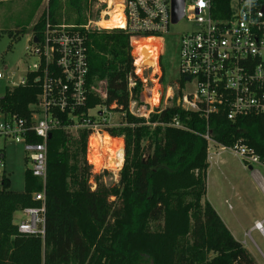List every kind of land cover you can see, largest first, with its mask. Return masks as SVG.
I'll return each mask as SVG.
<instances>
[{"label": "trees", "instance_id": "obj_1", "mask_svg": "<svg viewBox=\"0 0 264 264\" xmlns=\"http://www.w3.org/2000/svg\"><path fill=\"white\" fill-rule=\"evenodd\" d=\"M42 1L36 0L33 11ZM90 8L89 0H48L32 26V36L41 39L46 24L83 25ZM66 10L72 13L71 22L60 19ZM129 39L122 30L85 34L86 94L75 112L81 116L103 106L127 113L124 125L104 129L124 142L117 184L106 186L102 181L106 172H91L86 159L90 129L53 130L46 143L44 184L30 169L24 173L21 192L10 190L2 179L0 264H256L205 200L209 164L203 135L209 131L223 147L243 140L264 155V115L229 122L218 113L204 120L173 103L151 114L145 125L144 119L127 112L128 79L135 81L131 98L138 100L142 88L131 55L141 41L130 46ZM37 76L28 72L24 85L5 88L1 100L5 113L29 121L28 106L40 93ZM101 82L105 99L95 92ZM58 117L66 123V116ZM174 119L181 128L170 127ZM41 192L43 201L34 200ZM41 206L43 233H19L13 215Z\"/></svg>", "mask_w": 264, "mask_h": 264}, {"label": "built area", "instance_id": "obj_2", "mask_svg": "<svg viewBox=\"0 0 264 264\" xmlns=\"http://www.w3.org/2000/svg\"><path fill=\"white\" fill-rule=\"evenodd\" d=\"M174 2L89 0L91 18L86 15L83 25H45L41 39L32 42L30 49L37 63L26 72L38 73L36 80L40 82V93L28 106L29 121L5 113L1 106L5 92L0 96V137L22 144L33 177L41 179L44 184L47 136L53 130L63 128L74 133L79 128L90 129L88 150L91 136L105 134L106 127L117 126L120 123H116L126 117L124 111L117 112L120 117L117 122L108 117L98 121L89 115V110L81 116L75 114L85 100L87 61L84 37L90 31L122 30L130 35V46L141 40L154 42L156 72L153 67L135 65L133 58L134 75L142 85L138 100L131 98L130 91L135 87V81L128 79L130 98L127 112L135 118L146 121L151 113H158L173 103L184 111L199 114L204 120L218 113H222L229 122L264 115V0H181L182 17L178 22L185 20L192 30L180 38V79L164 89L159 61L165 49L162 36L174 25ZM149 70L151 79L147 80L143 74ZM25 75L17 83H10L8 88L24 85ZM2 78L0 74V80ZM148 82L154 84L152 89L147 88ZM99 85L98 94L105 99V85L103 82ZM159 86L161 89L157 90ZM153 90L155 93L151 92ZM148 92H151L149 96ZM58 115L66 116V123ZM169 125L181 128L175 119ZM32 137L39 138L40 142L34 143ZM203 138L207 142L208 159L212 154L228 150L240 159L244 167H256L251 179L264 196V179L258 171H264V155L257 154L243 140L223 147L211 138L209 131ZM4 174V157L0 150V176ZM43 199V192L34 195V200ZM22 213L28 220L17 224V231L27 235L42 234L44 207L24 209ZM262 223L255 222L252 229L264 236Z\"/></svg>", "mask_w": 264, "mask_h": 264}, {"label": "rangeland", "instance_id": "obj_3", "mask_svg": "<svg viewBox=\"0 0 264 264\" xmlns=\"http://www.w3.org/2000/svg\"><path fill=\"white\" fill-rule=\"evenodd\" d=\"M0 1H2L0 3V74L3 76L0 80L1 96L4 94L5 88L10 86V83H17L27 71L31 70V66L37 63V59L30 53L32 45L30 43L31 24L36 20V16L32 18L36 0L6 3L3 0ZM45 7L46 3L40 8V14L45 10ZM91 11L92 8L88 9L85 12L86 15L90 16ZM73 16L75 17V15ZM61 18L71 22L72 13L67 10L63 11L60 13ZM191 30L192 26L185 20H181L177 24L171 25L168 32L162 36L165 41V49L160 57L159 64L163 74L161 86L164 89L167 86H173L174 82L180 79V38ZM131 55L133 58L136 57V50ZM144 67H151V64L145 63ZM143 75L147 80L151 79L150 70ZM147 85V88L150 89L154 86L150 82ZM161 86L156 89L160 90ZM100 88L101 86L98 83L95 92L98 93ZM151 92H154V90ZM151 92L146 93L147 96ZM157 95L159 96L158 92ZM89 115L98 121L102 117H108L109 120L117 122L120 118L117 112H107L103 106H96L89 110ZM148 119L149 117L145 121V125H149ZM116 124L124 125L123 120L118 121ZM154 126L152 125V127ZM99 135L101 137L103 134L100 133ZM117 139L122 141L123 149V139ZM0 150L2 151L5 164V174L3 177L0 176V188L2 179H5L9 184L10 190L23 191L24 173L27 169H30L31 164L25 158L22 144L15 143L11 139L3 140V137H0ZM104 150L105 148L101 147L99 153L100 155L101 153L103 154V163L101 162L102 164L98 165L94 162L98 167H94L89 163V149L87 150L86 157L88 158L86 159L91 166L92 174L100 175L106 172L107 174L102 177V181L106 186H112L118 182V173L123 163V152L119 164L114 161V166L109 167L106 163L107 157ZM209 152L211 153V150ZM207 161H209V167L206 173L205 200L211 205L232 237L241 243L255 263L264 264V236L259 231L252 229L255 222L263 221L261 227L264 233V196L251 179V173L255 171L256 167L250 169L244 167L240 159L228 150L219 152L218 156L211 155V159L207 157ZM258 171L264 179V171ZM26 220L28 218L22 212H17L13 215V223L15 225Z\"/></svg>", "mask_w": 264, "mask_h": 264}, {"label": "bare ground", "instance_id": "obj_4", "mask_svg": "<svg viewBox=\"0 0 264 264\" xmlns=\"http://www.w3.org/2000/svg\"><path fill=\"white\" fill-rule=\"evenodd\" d=\"M147 40H141L139 45H137V47L134 49L136 50V57H134V64L135 65H140L142 63L145 64L148 63L149 60L151 67H153V70L156 72L157 71L156 62H155L156 56L154 53L156 50L154 49L155 44L151 39H147ZM101 147L105 148L104 151H106L107 166L113 167L114 161H116L119 164V160L122 159V152H123L122 141L120 139L111 138L107 134L106 135L103 134L101 137L91 136L89 138L88 149L90 156L88 158V161L90 164H92L94 167H98V165L103 163L104 161L103 154L102 153L101 155L99 154ZM94 162H96L98 165L96 166Z\"/></svg>", "mask_w": 264, "mask_h": 264}, {"label": "water", "instance_id": "obj_5", "mask_svg": "<svg viewBox=\"0 0 264 264\" xmlns=\"http://www.w3.org/2000/svg\"><path fill=\"white\" fill-rule=\"evenodd\" d=\"M181 10H182V8H181V0H175L174 7H173V13H172V23L173 24L177 23L181 19V17H182ZM36 41H37V39L34 37L33 38V42L36 43ZM149 62L150 61L148 60V63ZM142 65L144 66V63H142ZM50 137H51V134H49L47 136V139L49 140Z\"/></svg>", "mask_w": 264, "mask_h": 264}, {"label": "crops", "instance_id": "obj_6", "mask_svg": "<svg viewBox=\"0 0 264 264\" xmlns=\"http://www.w3.org/2000/svg\"><path fill=\"white\" fill-rule=\"evenodd\" d=\"M15 1L25 2V1H28V0H3L4 3H6V2H15ZM45 3H46V0H43L41 5L38 7V9H36V11H34V14H33L32 18H34L36 16V20L32 22L31 26H33L36 23V21L38 20V18L40 16L39 10ZM31 37H32V34H31ZM212 156H218V155L212 154ZM208 163H209V161H208Z\"/></svg>", "mask_w": 264, "mask_h": 264}]
</instances>
